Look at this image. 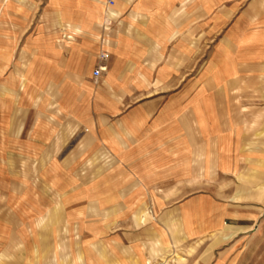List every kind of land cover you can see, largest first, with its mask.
<instances>
[{
  "label": "rangeland",
  "instance_id": "374dc122",
  "mask_svg": "<svg viewBox=\"0 0 264 264\" xmlns=\"http://www.w3.org/2000/svg\"><path fill=\"white\" fill-rule=\"evenodd\" d=\"M263 19L264 0H0V264H120L129 214L174 212L159 222L177 230L174 208L193 193L216 200L205 219L222 212L247 230L206 235V261L264 264V88L247 89L236 154L201 152L222 129L204 118L179 144L180 118L221 85L227 43ZM204 159L238 167H198ZM150 176L177 182L140 188Z\"/></svg>",
  "mask_w": 264,
  "mask_h": 264
},
{
  "label": "crops",
  "instance_id": "0c3cea01",
  "mask_svg": "<svg viewBox=\"0 0 264 264\" xmlns=\"http://www.w3.org/2000/svg\"><path fill=\"white\" fill-rule=\"evenodd\" d=\"M116 10L117 13L126 11L123 8H117ZM253 25L246 27L242 32H238L237 29L233 42L229 41L227 43L226 50H228L229 56L223 59L220 67L222 74L220 87L208 93L207 101L203 103V106L198 107L196 114L194 113L195 111H192L180 118L184 133L179 139V144L184 142V138L189 141L191 121L204 118L215 121L217 126H221L222 129H219L221 134L216 139L208 140V147H206L207 144L205 142L199 141L200 150L203 154L206 151H208L207 153L213 151L214 154L224 157L227 153L234 154L242 148L241 142L245 140L248 130V118L250 116L248 105L252 101L250 99L253 98L247 92V89H253L256 92L257 90L254 89H257V87L264 88V79H259L264 72V19L262 26L260 28L257 27L258 30H255L256 27ZM142 43L146 44L147 42L141 41ZM104 50L106 48L102 47L100 51ZM121 51H123L122 47L118 44L113 53L122 57L124 52L122 53ZM125 56L126 54L124 53ZM95 69L97 68L92 70L91 77L99 79L101 72L97 78H94L93 72ZM69 75L72 74L70 73ZM240 84L244 86L241 87L242 92L237 95L235 92ZM223 126L228 129L225 130ZM148 139H150L151 143L148 144V147L147 145L145 147H147L150 158H152L153 153H155L152 144L154 141L151 140V137ZM166 146L168 148V144ZM171 150V148H168V151ZM165 154V156L162 154V157L166 158L165 161L168 163L170 155ZM235 156L237 157V155ZM198 167L212 170L221 169L230 172L238 167V161L235 159L229 163H223L217 161V159H204L198 164ZM152 171V167H150L149 172ZM185 172L187 177H190L193 176L194 169L190 168ZM140 183V188L145 190H153L157 185L170 187L174 184L173 180L168 178L156 181L151 176L149 180ZM182 183V188H188L187 182L183 181ZM118 185L119 188L126 187L125 182H118ZM137 187L136 181L129 186V188ZM244 194L246 197L247 192ZM146 196L151 197L152 194L146 191ZM215 201L210 194L205 198V195L201 193L189 194L181 200L174 208L183 212L177 230H169L159 222L161 219L166 220L169 216L175 215L174 212L161 214L163 218L161 217L158 220L149 213L147 215L141 214L139 217H137L138 214L136 213L129 214V216L134 215L133 220L136 223L133 229L120 231L117 235L119 242L118 261L120 264H221L214 257L206 261V235H213L215 232L225 230L224 239L228 240L239 233H246L247 230H244L243 227L233 228L228 225L226 221L228 217L222 212L218 214V217L220 216L218 219L215 218L213 220L215 222L211 218L205 219L206 208L211 209V212H213ZM201 204L203 207H201ZM206 204L209 206H204ZM214 216V214H210V217ZM210 248L212 249L213 246Z\"/></svg>",
  "mask_w": 264,
  "mask_h": 264
},
{
  "label": "built area",
  "instance_id": "2783aa9c",
  "mask_svg": "<svg viewBox=\"0 0 264 264\" xmlns=\"http://www.w3.org/2000/svg\"><path fill=\"white\" fill-rule=\"evenodd\" d=\"M107 56H108V54H107V51L106 50L102 51L101 54H100V57L102 59L107 58ZM100 72H101V68L95 69L94 72H93L94 78H97L99 76Z\"/></svg>",
  "mask_w": 264,
  "mask_h": 264
}]
</instances>
